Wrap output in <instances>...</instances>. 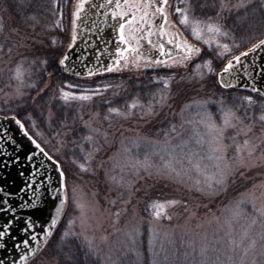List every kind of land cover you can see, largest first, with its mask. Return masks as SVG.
<instances>
[{"label":"snow or ice","instance_id":"obj_1","mask_svg":"<svg viewBox=\"0 0 264 264\" xmlns=\"http://www.w3.org/2000/svg\"><path fill=\"white\" fill-rule=\"evenodd\" d=\"M31 2V0H29ZM90 3V0H78L75 5V11L72 13L73 18L71 19V31L70 39L71 42L68 44V48L74 49L77 46V40L80 36V29L83 27L84 31H89L87 27L88 21L91 19V14L86 12L85 6ZM199 3V0H197ZM254 0H204V3H199L201 10L209 9L215 13V16L208 15L207 20L197 18L195 16V6L191 0H179V5L173 6L170 0H103L99 5L91 3V8L97 9V15H99V9H106L102 13L104 16V23L108 24L109 19L112 23L109 27L113 33L116 34L115 49L112 56L111 62L102 64L100 56L103 54L100 50H97L94 65L92 67H86V75L88 77L101 75L103 73H123L136 72L142 73L146 70H152L154 73L158 69L171 70L175 68H187L188 64L199 59L202 63L195 64V76L203 81L208 75H216V83L222 89H237L242 87L250 93L257 94L260 99H256L253 95L244 96H233L232 103H228L226 98L221 96L219 99H212L208 97L202 100H194L189 104H186L181 110L182 113L186 110L195 109V116L198 120H189L187 123L195 124L197 126H203L204 132L199 130V127L194 128V135L197 138L198 144L207 143L209 155L208 160L212 162V168L214 171L210 177L203 181L202 187H197L196 190L201 193L208 195H217L221 191L227 190V184L237 174L243 176V170H251L253 168L264 167V85L259 84L256 80L254 73H259L264 78V67L256 68V59H253L251 63H246L242 58L248 57L250 54L257 53L258 50L264 51V39L259 40L257 43L251 45L247 51H242L239 55H233L230 59H227V63L224 64L219 73H216L213 67L215 58L223 60L228 54L232 52V47H239L235 44V37L230 35L229 30L225 27L224 22L233 13H244L241 19H247L248 9L253 5ZM54 6L59 5V0H53ZM40 9L47 12L49 11L41 3L39 4ZM169 9H173L172 12ZM257 12L264 13V0H259L258 8L252 9V14ZM52 16H57L56 11H51ZM172 15L177 16V20L171 19ZM29 20L33 21V31H35V25L39 24L40 21L35 14L28 17ZM63 10L59 12V18L55 19L50 26H46V31L53 29H60L62 32L65 29L62 27ZM95 21H92V27L95 28ZM180 26L185 29H190L191 34L196 39H203L204 33H212L214 38L222 37L224 39H230L233 44L221 43L219 39H216L215 48L218 51L215 52L213 58L204 59V55H212V53H203L202 49L189 42L188 38L184 36L180 30ZM4 24L2 18H0V32H3ZM39 35V34H37ZM50 44L56 45L57 39L51 37ZM135 41V43H133ZM146 41L147 48L141 43ZM43 43V39L39 41ZM208 44L209 49L213 47V44L209 40L204 41ZM17 47H28L27 44L16 45ZM12 47H8L5 53V45L0 43V53H5L9 57L12 54ZM87 50L80 56L82 61H86L89 58ZM27 57H21V62L17 64V67L13 72V75L9 79H15L18 83L15 88L11 83L6 84L8 91L0 88V93H3L4 99L2 103L7 106L15 101L24 100L26 94L21 91V87L24 84L23 81V60ZM69 53L63 54L62 58H59L53 64H49L47 59L41 61V66L44 69L51 67V70L47 72L49 77H52L57 72L59 73H74L79 76L81 73L70 66L71 60ZM33 65L36 63L35 60L31 62ZM153 81L157 84H162L163 87L159 89L158 93L151 94V99L147 104L142 103L138 97L134 98L131 102L125 100L124 106L113 107V100H105L103 103L109 105L107 108V114L104 119L109 121V127H111V120L113 116H118L123 119H129L135 112L134 110L139 109L141 118L155 117L159 115L156 110L159 105L162 110L171 98V87L174 80H176L175 73L167 76H153ZM186 78L181 76L177 83L184 81ZM29 88L36 89V95L41 96L48 85L45 84L43 88L38 87L36 82L29 83ZM69 87H74L69 85ZM111 84H104L102 87L98 86L94 89L85 90L80 94L75 92L69 93L60 89V95L53 97V99L62 100L67 105L69 99L88 101L92 100L96 96H102L109 88H112ZM117 87H120L117 85ZM119 95V93H114ZM34 102V101H33ZM215 106V112L212 108ZM259 109V115H256V109ZM0 108V111H3ZM9 111L12 109L9 108ZM251 113V115H249ZM99 112L90 114L88 120L83 119L82 113H77V118L83 122L84 128L87 130V134L82 139L92 144V150L87 152L86 158L90 159L93 155L100 151L102 145H99L98 137L102 135L105 142L108 139V132L105 130L101 133V129L93 126L94 121L99 117ZM217 116L219 119H217ZM55 118V114L49 112L47 117V124L50 127L52 120ZM3 119L13 120L20 129L24 131V135L28 140L35 145L36 149H39V154L47 157L49 163L53 164L58 170L59 179L54 188H51L49 193V187L51 186V176H47V183L44 176L42 175L38 184L35 177L38 174V170L43 169L44 175L47 170L44 169V165L31 166L37 170L30 173L31 179L25 182V186L20 189L21 193L25 195L30 193L31 198H25L20 196L17 203L13 204L9 199V195L6 189L0 187V192L5 193V197L0 199V212L4 214L11 213V219L6 220L3 227L0 228V264H29L30 259H34L37 255L42 252L43 248L48 244L50 238L54 235L57 226L60 224L61 216L64 214L66 206L71 202L76 209L79 210L80 216L74 217L68 220V228L61 235V245H58L62 249L63 241L68 237L82 238L80 240L82 249L84 250L83 260L85 264L90 257H94L97 260L100 259L98 249L93 243L94 237L87 235V230L90 227L89 221L93 219L96 211V205L98 201L93 204L91 201H87L84 198L83 189L75 182L70 186L63 168L59 167L60 161L54 160L52 155H49L41 144L37 142L32 136L29 135V130L25 128V125L21 123L16 116H5ZM31 119V118H30ZM257 120L261 123L260 135L253 137L251 134L254 133ZM62 127H67L63 122ZM175 132V125L171 129ZM232 132L230 135L229 132ZM7 131V130H5ZM56 135H60L59 132ZM167 136V133L165 134ZM243 135V144L237 143V138ZM0 139H7V136L0 137ZM147 139V138H143ZM231 141V143H229ZM13 144V151H15V140L10 141ZM73 145H76V141H72ZM138 146V141L136 142ZM160 143V142H157ZM170 142L165 140L163 142L165 149ZM187 143V142H185ZM99 145V146H98ZM235 146V152L232 156H229V152ZM83 152V145H77ZM258 153V154H257ZM35 153L27 155L25 160L32 161L35 157ZM172 159L165 162L162 168H155V175L160 177H166L175 182H182L183 174L175 166L176 161L174 152L169 153ZM175 161V163H174ZM75 162V161H74ZM12 163H20L19 156L12 158ZM0 164L5 167L8 166V161L0 160ZM135 173L137 179H142L140 176L141 170L148 177L154 175L152 169L154 165L148 160L147 157L143 161H134L127 165ZM79 168L83 172H87L88 168L85 164H79ZM195 168L198 171L204 172L207 168L205 165L203 168L201 164L197 163ZM23 175V172L20 173ZM114 180L115 178L112 177ZM122 187H126L129 194H132L133 183L129 181L127 185L120 182ZM197 185L201 184V181H196ZM254 189H261L259 196L253 192L247 200L237 201L234 208L232 209V215L238 217L242 214L241 205L245 202L251 203L253 209L256 211L258 216L264 219V181L259 185H253ZM71 192V197L69 196ZM19 195V194H17ZM95 196L96 194L93 193ZM123 193H121V196ZM51 199L57 200L58 203L54 205L53 214H51L48 220L41 223L37 227L38 220L33 218L31 215L24 213V210L42 211L41 203ZM257 201H260L259 206ZM130 199L123 200L122 203L127 205L130 203ZM112 205L116 204L115 200L110 201ZM168 203L172 205H179L182 203L180 200H171ZM161 205L153 204V208H160ZM18 209L20 212L18 213ZM121 211H127V208H123L115 212L117 219L120 216ZM89 212L93 213V216L89 215ZM23 213V214H21ZM161 215L160 211L154 212V216L159 218ZM26 217V218H25ZM76 219L80 220V231L77 232L73 229V225ZM169 219L171 217L169 216ZM257 219L254 217L251 220V224L255 225ZM17 227V230L22 234L23 239H12L11 229ZM152 237L149 239V251L152 253L151 264H157L156 256L157 253L152 249V243L155 239V229H151ZM42 234V237H41ZM141 235L138 227L128 232V238L131 243V247L128 249L129 252H133L136 255V264H142L143 254L138 249V238ZM107 239V237H103ZM244 239L248 240L246 247L243 246ZM12 240L11 251L8 250V241ZM264 241V223L261 224V231L254 236H249L248 232L244 233V237L241 238L239 244L235 240L230 241L231 251L235 252L237 247H242V256L240 257L239 264H257V257H264V243L257 248V243ZM35 242V243H33ZM23 250L17 252V249ZM65 261L72 262L75 259H79L74 251H69L64 254ZM127 255V253H126ZM200 255L202 258L201 264H206L207 260V246L201 247ZM111 257L106 258V262L110 261ZM228 260L235 264L233 257L229 256ZM114 264V262H113ZM264 264V260L261 261Z\"/></svg>","mask_w":264,"mask_h":264},{"label":"rangeland","instance_id":"obj_2","mask_svg":"<svg viewBox=\"0 0 264 264\" xmlns=\"http://www.w3.org/2000/svg\"><path fill=\"white\" fill-rule=\"evenodd\" d=\"M77 2L78 0H76ZM170 3L174 7L182 6L179 5V0H170ZM169 11L172 12L173 9H169ZM196 17L199 18L198 16ZM0 18H2L4 28H12L11 19L1 1ZM171 19L176 21L177 16L172 15ZM203 20H207V18ZM101 22L103 21L100 19L96 21L95 28H92L87 34V39L92 43L96 36L101 37L103 35V30L98 28L101 27L98 24ZM180 30L190 43L206 52L218 51L215 48L216 39H219L221 43L233 44L232 40L222 37L214 38L213 34L207 31H205L203 39H196L191 34L190 29L180 26ZM16 32L18 31L15 30V34ZM83 32V30H80V34H83ZM230 35L233 34L230 32ZM18 40L26 42L28 39L27 37H20ZM205 40L212 42L213 47L211 49L204 42ZM234 43L239 45V41L236 39ZM236 49H239V47L233 46L232 52L223 60L217 57L219 62L223 61L226 64L227 59H230L234 55ZM202 62L197 59L189 63L187 68L156 70L155 73L165 72L167 75L175 73L176 80L172 83L171 98L162 110L157 105L156 110L159 112V115L155 117L141 118L139 114L140 110L137 109L134 110L135 114L129 119L113 116L111 120L112 126L109 127V121L104 119L107 111H102L99 106L103 104V101L116 98L123 92L128 91L129 87L126 85H121L118 87L119 90L113 91L112 94L106 91L102 96H96L88 101L72 100L70 98L67 105L73 107L76 113H82L84 120H88L91 113L99 112L100 115L94 121L93 126L100 128L101 133L105 130L108 132L107 142H105L102 135L98 137L99 145H102V147L99 152L93 155L90 161L86 158L85 154L92 150V144L84 141L82 138L77 139L72 137L71 130L69 132H62L55 138L50 137V139L46 134H43L42 143L60 161L59 167L65 171L68 184L70 186L74 182L78 184L83 189L85 200L91 201L93 204L98 201L94 217L89 221L90 227L87 230V235L94 237L93 243L98 249L100 264H113V262L114 264H136L135 253L128 251L132 246L128 238V232L136 227L139 228L141 233L138 238V249L143 254L142 264L145 259L143 246H145L148 253L150 264L152 261V253L149 251L148 241L152 237L151 229L153 228L155 229V239L152 243V249L157 253V264H201L202 259H204L200 255L202 246H207L206 264H232L228 260L229 256L233 257L235 264H239L240 257L243 254L242 247H237L236 251L232 252L230 241L235 240L239 244L246 231L249 236H254L261 231V224L264 223V219L258 216L251 203L245 202L241 205L242 214L240 216L235 217L232 215V209L237 201L242 199L247 200L253 192L257 196L260 194L261 189H254L253 185H259L264 179L257 182L256 177L252 179L244 178L247 176V173L255 168L250 171L242 169L241 171L244 172V175L237 174L234 176L227 184V190L221 191L217 195H208L196 190L197 187L203 186V181L210 177L214 169L211 166L212 162L207 159L209 155L207 143L198 144L197 138L194 135V128L199 127V130L204 132L203 126L187 123L189 120L195 121L199 119L195 116V109L186 110L183 113L181 110L186 104L194 100H202L208 97L212 99L217 98L212 93L214 90L213 86L208 84L210 75L206 73V78L203 81L193 78L196 72L195 64ZM13 64L14 61L11 58H6L0 53V88L5 91H8L6 88L7 83H11L13 88L18 83L15 79H9L13 75V72L10 70H14L17 67V65ZM220 71H216V73ZM148 72L154 73L152 70H146L142 73L125 71L123 73L114 72L108 74L126 76L128 78H142ZM22 73L24 84L21 87V91L28 96L31 88L27 85L32 83V81H29L31 79H29L31 72L28 67H24L23 65ZM181 76L186 79L177 83L176 81H179ZM213 76L216 83L217 76ZM190 84L192 87L188 88L187 86H190ZM194 84L198 87L193 88ZM69 85L66 84L64 91L80 94L85 90H90L75 91V87H69ZM111 89L109 88L108 90ZM186 89L188 92L182 94L185 97L172 99L173 96L178 98L180 96L179 93L185 92ZM189 92L192 94H189ZM114 93H119V95H114ZM58 94L60 95V91ZM104 96H108L109 98L105 99ZM3 99L4 95L0 93V108L7 110L10 107L12 109V105L16 101L5 106L2 103ZM140 101L146 104L142 100ZM80 125L84 129L83 137L87 134V130L84 128L82 121H80ZM173 125H175V132L171 130ZM155 127H157V130ZM260 128L261 126L257 125L254 133L251 135L253 137L260 135ZM166 133L167 136L165 135ZM229 134H232L231 130ZM41 135L42 133L39 134V136ZM243 139L244 137L241 135L237 138V143L242 145ZM165 140L170 142L166 149L163 144ZM72 141H76V145H73ZM81 144L83 145V152L77 147V145ZM41 147H43L42 144ZM170 152H174L176 161H179V163H175V161L174 163L183 174L182 182H175L166 177L155 175L156 167L162 168L166 161L172 159V156L169 155ZM234 152L235 146L229 152V156H232ZM145 157L154 165L152 169L154 175L148 177L141 170L140 176L142 179H137L135 173L127 165L134 161H143ZM197 163L201 164L202 168L207 165L204 172L198 171L195 168ZM79 164H85L88 171H81ZM112 177L115 179L113 180ZM197 180L201 181L200 185L196 184ZM241 180L242 183H240ZM121 181H123L124 185H127L129 181L133 183L131 195L126 187L121 186ZM242 184H247L249 188L243 192H239L238 186ZM232 187L237 188V193L234 195L229 193ZM93 193L96 195L94 196ZM121 193H123L122 196ZM69 196L71 197V192H69ZM128 199H130V203L127 205L122 203L123 200ZM112 200L116 201L115 205L110 203ZM171 200H180L182 203L172 205L168 203ZM153 204H159L161 207L153 208ZM259 204L260 201H257L258 206ZM125 207L127 211H121L117 219L115 212ZM156 211H160L161 213L159 218L154 216V212ZM89 215L93 216V213L89 212ZM79 216V210L69 202L64 214L61 216L59 240H61V235L68 228V220L74 217L78 218ZM169 216L171 219H169ZM254 217L257 219V223L252 225L251 220ZM73 229L77 232L80 231L79 219H76ZM103 237H107V239H103ZM81 239L68 237L65 240H76L80 243ZM144 239L145 243L143 244ZM262 243L264 241L258 240L257 248ZM247 244L248 240L244 239L243 246L246 247ZM50 251L51 247L47 244L42 252L32 259L29 264H57L56 258L50 254ZM109 256L111 260L106 262V258ZM262 260H264V257H257V264H261Z\"/></svg>","mask_w":264,"mask_h":264},{"label":"trees","instance_id":"obj_3","mask_svg":"<svg viewBox=\"0 0 264 264\" xmlns=\"http://www.w3.org/2000/svg\"><path fill=\"white\" fill-rule=\"evenodd\" d=\"M0 1L2 2L7 14L11 19L12 27L9 29L4 28L3 32H0V43L5 45V53L8 47H12L13 49L10 57L5 53L1 54L6 58H11L14 61L13 65H17L19 62H21L22 56L27 57V59L23 60V65L24 67H28L29 71L31 72L29 77V79H31L29 81L36 82L40 88H43L45 84L48 85V88L45 89L44 93L39 97L36 95V89L31 88L28 92V96H26L24 100L16 101L12 105L11 111L8 110L10 108L8 107L7 110L0 111V114L4 116H16L21 121V123L25 125V128L29 130V135L36 139L38 143L42 144V148H44L45 151L49 153V155L52 154L42 143L43 134H46L50 139V137L55 138L57 136V132L62 133L65 131L69 132V130H71L72 137L81 139L82 134L84 133V129L80 125L81 120L77 118L76 110L69 105H65V103L60 99H53V97H58L60 89H64L66 84L74 86V89H76L75 91L94 89L98 86L102 87L104 84H111L113 87L111 90H108L109 94H112L113 91L119 90L117 85H126L129 87L128 91L123 92L118 97L111 99L113 100V104L111 106L122 108L124 106L125 100L131 102L136 97L147 104L151 99V94L158 93L159 89L163 87L162 84L155 83L152 78L154 75L167 76L165 72H148L142 78H128L126 76L114 74H104L90 78H79L59 72H57L52 77H49L47 72L51 70V67L48 69L42 68L41 61L47 59L51 65L55 63L56 60L61 58L67 49V44L69 41H71V19L73 18L72 13L74 12L76 0H59L58 7L54 6L53 0H31V2H29V0ZM191 2L195 6L194 14L199 18L206 19L208 15L215 16V13L209 9L201 10L199 3H204V0H199V3H197V0H191ZM41 3L49 11L45 12L40 9L39 4ZM258 6L259 0H256L251 8L248 9L247 19H241V17L244 16L243 12L233 13L224 22L225 27L234 35L235 39L239 41V49L235 50L234 55H237L242 51H247L252 44L264 39V13L257 12L252 14V9L258 8ZM61 9L63 10L62 27L65 29V31L62 32L60 29L46 31V26H50L55 19L59 18V12ZM51 11H56L57 16H52ZM33 14H35L40 21L39 24L35 25V31H33L32 27L34 22L28 19V17ZM15 30L18 31L16 34ZM20 37H27L28 40L26 42L20 41L18 40ZM51 37H55L57 39L56 45L50 44L49 38ZM41 39H43V43L39 42ZM24 44H27L28 47L16 46ZM203 53H212V55H204L205 60L213 58L215 55V51L206 52L205 50H202V55ZM33 60L36 61L34 65L31 63ZM223 65V61L219 62L218 58L214 59L213 67L216 71L221 70ZM208 84L213 86L214 90L212 93H214L217 98L223 96L230 104L233 102V96L253 95L256 99H260L257 94L250 93L243 88H220L219 85L215 83L213 75L209 76ZM193 86V88L198 87L196 84ZM187 87L191 88L192 85L190 84V86L188 85ZM187 92L188 90L186 89L185 92L182 91L179 93L180 96L178 98L173 96L172 99L183 98L185 96L182 94ZM190 93L191 92H189V94ZM108 96H104V98H109ZM217 98L215 97V99ZM108 106L109 105L103 103L99 106V108L102 111H107ZM212 110L215 112V106H213ZM49 112L55 114V118L52 120L50 127L47 124ZM249 115H251V113H249ZM256 115H259L258 108L256 109ZM217 119H219L218 116ZM62 122L66 124L67 127H62ZM257 125L262 127L258 120L256 122V127ZM71 127H73V129H71ZM156 128L157 127H155V129ZM39 132L42 133L41 136H39ZM53 158L54 160H57L55 156H53ZM246 175L247 176L244 177L245 179H252L253 177H256L257 182H260L264 179V167L255 168ZM242 180L240 183H242ZM238 188L239 192H243L247 190L249 186L247 184H242L238 186ZM229 193L234 195L237 193V188L232 187L229 190ZM60 227L61 225L59 224L54 235L52 236V239L49 242V246L51 247L50 254L56 258L57 264H66L64 254L71 250L77 254L79 259H75L72 262H67V264H85L83 260L84 250L82 249L81 244L76 240H65L63 241L62 249L58 247V245H61V240H59L61 233ZM144 243L145 239L143 240V244ZM143 252L145 256L143 264H150L145 246H143ZM87 264H100V262L96 258L90 257L87 261Z\"/></svg>","mask_w":264,"mask_h":264},{"label":"water","instance_id":"obj_4","mask_svg":"<svg viewBox=\"0 0 264 264\" xmlns=\"http://www.w3.org/2000/svg\"><path fill=\"white\" fill-rule=\"evenodd\" d=\"M94 39L95 40L93 43L95 45L100 44L99 40L101 38L99 36H96ZM88 45V48H90V41ZM85 50L86 48L77 49L75 47L74 49H69L66 52L69 53L72 58L69 62L70 66L73 65V63L81 61V53ZM242 59L245 60L246 63H251L253 59H256V68L258 69L260 67H264V51L258 50L257 53L250 54L248 57ZM254 75L259 84L264 85V78H262L258 72L254 73ZM3 117L5 116L0 115V137L7 136V139H0V160L8 161V166L5 167L4 165L0 164V187L5 188L6 192L10 194L9 199L13 204L17 203V201L20 199V196L31 198L30 193L25 195L24 193L20 192V189L25 186L26 181H29L31 179L30 173L34 170H37L31 166L43 164L44 169L47 170L46 175H44L43 169L38 170V174L35 177V180L38 184L43 175L47 183V176H51L52 183L49 187V193L54 195V193H51V188H54L56 186V183L59 179L57 168L53 164L48 162L47 157L39 154V149L35 148V145L28 140V138L24 135V131L20 129L13 120L3 119ZM13 139L15 140V151H13V144L10 142ZM33 153H35L36 155L32 161L25 160V157L27 155H31ZM17 155L19 156L20 163H12V158ZM21 172H23V175H20ZM4 197L5 193L0 192V199H3ZM56 203H58L57 200L48 199L41 203L42 211H33L26 209L24 210V213H27L28 215H31L33 218L37 219V227H39L41 223L46 222L49 216L53 214V208ZM19 212L20 210L18 209V213ZM11 216V213L4 214L3 212H0V228L3 227L6 220L11 219ZM11 237L12 239H23V236L17 230V227H13L11 229ZM11 243L12 240H9V251H11ZM21 250H23V246H21V249H17L16 251L19 252ZM31 260L32 259H30V261Z\"/></svg>","mask_w":264,"mask_h":264},{"label":"flooded vegetation","instance_id":"obj_5","mask_svg":"<svg viewBox=\"0 0 264 264\" xmlns=\"http://www.w3.org/2000/svg\"><path fill=\"white\" fill-rule=\"evenodd\" d=\"M102 2H103V0H90V3L85 6L86 12L91 14V19L88 21L87 27L91 30L93 28L92 27V21L96 22L99 19L102 20L103 22L98 23L99 25H101V27H98V28L103 30L102 32H103L104 37L102 39V42H100L101 44L97 45V48H95V51H94V47L92 46V50L90 52H88L90 54L89 58L86 61L81 60V61H78L76 63H73V65H71L72 67H74L76 69V71H79L81 73L80 76H87L85 65H87L88 67H92L94 65V61H95V57H96V53H97L98 49L100 50V52L103 53L100 56V60H101L102 64L110 63L112 56L114 54L116 34L113 33L109 27V24L112 23V21L110 19H109L108 24L104 23V16L102 15V13L104 11H106V9H99L100 14L97 15V9L91 8V3H95V4L99 5ZM80 30L84 31L83 27ZM89 31H84L83 34H80V36L77 40V46H76L77 49H81V48H85V47L89 46L88 45L89 39H87V34ZM141 43H143L145 45V48L148 47L146 44V41H142ZM90 49H91V46H90ZM83 53L84 52L82 51L81 55ZM103 74H106V73H103ZM103 74H101V75H103ZM96 76H98V75H96Z\"/></svg>","mask_w":264,"mask_h":264}]
</instances>
